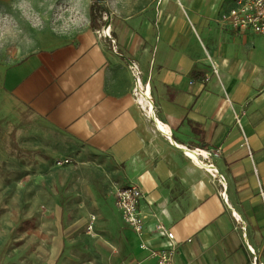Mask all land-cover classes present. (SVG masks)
I'll return each mask as SVG.
<instances>
[{
  "label": "crops",
  "instance_id": "obj_1",
  "mask_svg": "<svg viewBox=\"0 0 264 264\" xmlns=\"http://www.w3.org/2000/svg\"><path fill=\"white\" fill-rule=\"evenodd\" d=\"M107 4L114 21L29 53L10 73V94L32 117L16 129L26 133L19 144L27 150L41 133L60 154L67 143L106 155L116 188L143 194L145 233L133 234L113 196L117 220L97 217L94 238L58 234L47 239L48 258L18 247L8 259L156 264L140 245L164 247L153 234L160 223L179 243L174 264H264V36L223 19L234 0Z\"/></svg>",
  "mask_w": 264,
  "mask_h": 264
},
{
  "label": "rangeland",
  "instance_id": "obj_2",
  "mask_svg": "<svg viewBox=\"0 0 264 264\" xmlns=\"http://www.w3.org/2000/svg\"><path fill=\"white\" fill-rule=\"evenodd\" d=\"M126 1H133L137 8L142 0ZM107 3L0 0V264H15L8 256L18 247L48 258L47 239L58 234L87 241L91 237L86 235L84 223L89 215L117 220L112 207L118 189L117 167L106 155L76 151L67 143L70 153L60 154V148L49 147L41 133H35L34 145L26 150L19 144L24 143L19 139L26 133L16 129L32 124V117L11 99L9 83L10 73L29 53L69 42L91 29L90 6L105 9H101V28L114 21L112 4ZM227 14L223 15L226 21ZM62 159L69 162L57 166ZM40 258L35 262H41Z\"/></svg>",
  "mask_w": 264,
  "mask_h": 264
},
{
  "label": "built area",
  "instance_id": "obj_3",
  "mask_svg": "<svg viewBox=\"0 0 264 264\" xmlns=\"http://www.w3.org/2000/svg\"><path fill=\"white\" fill-rule=\"evenodd\" d=\"M227 21L230 27L238 32L264 36V0H234L233 7L227 14ZM133 71L138 74L136 67H133ZM68 162L67 159H62L58 160L56 165L62 166ZM261 195L263 196V193ZM143 198V194L135 185L120 187L114 192L115 208L123 222L137 237H142L145 233L146 217L140 210V201ZM96 221L95 215H89L87 218L85 233L91 238L96 236ZM153 234L165 239L164 247L155 249L142 243L141 249L147 251L149 256L156 260V264H174V256L179 246L174 234L160 223L154 226Z\"/></svg>",
  "mask_w": 264,
  "mask_h": 264
},
{
  "label": "bare ground",
  "instance_id": "obj_4",
  "mask_svg": "<svg viewBox=\"0 0 264 264\" xmlns=\"http://www.w3.org/2000/svg\"><path fill=\"white\" fill-rule=\"evenodd\" d=\"M150 113L152 114V110L150 111ZM156 121V126L157 128L164 134H167V129L166 127H164L158 120H155ZM182 153H184L190 160H192L197 166L201 167V168H204V169H207L209 171H212L214 172L215 168L210 165V164H206L204 163L198 156V153L194 150H189L187 148H184V147H178Z\"/></svg>",
  "mask_w": 264,
  "mask_h": 264
},
{
  "label": "trees",
  "instance_id": "obj_5",
  "mask_svg": "<svg viewBox=\"0 0 264 264\" xmlns=\"http://www.w3.org/2000/svg\"><path fill=\"white\" fill-rule=\"evenodd\" d=\"M93 6L94 5L90 6L89 8L90 27L92 29H99L101 28V24L99 22H101L100 20H102L101 9L103 10L105 9L103 7H100V5H98V7L95 10Z\"/></svg>",
  "mask_w": 264,
  "mask_h": 264
}]
</instances>
